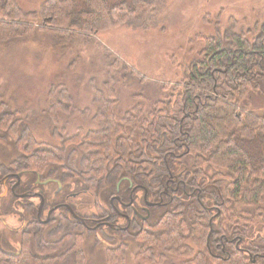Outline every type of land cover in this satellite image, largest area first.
I'll return each mask as SVG.
<instances>
[{"label": "trees", "instance_id": "trees-1", "mask_svg": "<svg viewBox=\"0 0 264 264\" xmlns=\"http://www.w3.org/2000/svg\"><path fill=\"white\" fill-rule=\"evenodd\" d=\"M109 1L46 0L26 19L16 0H0V44L35 31L56 46L65 47L73 39L88 42L101 29L149 19L164 0ZM234 25L230 21L224 31L202 36L198 57L182 65L181 80L160 83L163 92L151 104L142 92H135L119 120L112 113L117 103L114 67L103 84L107 94L90 83L96 109L90 116L99 126L70 137L84 145L86 188L105 194L119 177H127L157 199L170 174L180 176L186 188L151 208L147 227L133 235L141 242L139 257L154 261L157 251L162 258L189 256L185 264H205L208 258L216 264H264V233L256 231L264 229V115L245 109L251 93L264 95V18L246 31L237 32ZM113 58L110 67L120 66L123 74L145 82L136 70ZM43 93V112L53 123L68 121L79 108L61 80L49 83ZM0 106L5 111L0 127L24 151L39 163L56 156L42 149L27 129L19 132L13 112L6 110V103ZM90 108L84 106L82 112ZM77 248L78 257L73 248L59 258L0 254V264H56L53 261L65 262L69 256L70 264H82ZM110 252L107 264H126L124 246Z\"/></svg>", "mask_w": 264, "mask_h": 264}, {"label": "rangeland", "instance_id": "rangeland-1", "mask_svg": "<svg viewBox=\"0 0 264 264\" xmlns=\"http://www.w3.org/2000/svg\"><path fill=\"white\" fill-rule=\"evenodd\" d=\"M16 1L25 18L30 19L28 14L39 10L46 0ZM130 1L127 0V3ZM263 18L264 0H164L149 19L101 29L94 32L88 42L73 39V42L63 45L65 47L56 46L43 33L35 31L28 38L0 44V104L6 103V110L13 112L12 121L18 123L19 132L27 129L42 149L54 152L56 156H51L50 161L66 163L77 172L76 167L84 168L81 164V148L84 145L81 140H72L70 137L78 134L79 138L89 128L99 126L98 120L93 121L90 116L96 110L91 82L103 88L107 94L108 88L103 84L109 69L114 67L117 103L112 113L119 120L128 107L130 96L135 92H142L151 104L163 92L160 83L181 80L182 65L198 57V51L204 44L202 36L224 31L230 21H235V31H246ZM113 57L136 70L145 78V82L139 83L127 73L123 74L120 66L110 67L115 61ZM74 58L75 65L68 70V63ZM57 80L68 86L73 102L81 109L77 108L68 121L59 119L58 123H53L43 112V92L49 83ZM84 106L91 108L83 113ZM2 109L0 106V116L5 112ZM245 109L263 116L264 95L251 93ZM0 135L12 140L9 145H13L14 151L22 149L12 136L8 137L1 131ZM97 200L99 203L106 201L99 197ZM149 202H154V206L160 201ZM256 231L264 233V229ZM73 241L69 235L65 246L58 247L51 246L47 238H39L33 245L26 241L23 249L26 247L24 252L34 256L59 258L65 255L66 250L73 248L78 257L79 246L82 264H107L111 248L106 243L96 241L94 232H86L83 241L77 240L74 246ZM140 246L139 241L138 246L133 244L125 248L126 264H185L184 261L190 258L180 254H166L162 258L156 251L154 261H150L145 256L137 255ZM69 261L70 256L65 260L66 263L58 260L53 262L70 264ZM205 264L216 262L208 258Z\"/></svg>", "mask_w": 264, "mask_h": 264}, {"label": "flooded vegetation", "instance_id": "flooded-vegetation-1", "mask_svg": "<svg viewBox=\"0 0 264 264\" xmlns=\"http://www.w3.org/2000/svg\"><path fill=\"white\" fill-rule=\"evenodd\" d=\"M0 131L10 137L6 129ZM10 140L0 135V254L7 257L26 251V241L33 245L47 238L51 246L60 247L70 235L74 245L86 232H94L96 241L111 249L138 246L133 235L147 227L151 208L164 204V196H178L180 187L186 189L180 176L170 174L157 199L127 177H119L105 194L99 189L91 193L84 168L76 167V172L66 163H39L30 152L14 151ZM123 181L126 186L120 187ZM98 197L106 201L99 203ZM149 201L160 203L147 205Z\"/></svg>", "mask_w": 264, "mask_h": 264}, {"label": "water", "instance_id": "water-1", "mask_svg": "<svg viewBox=\"0 0 264 264\" xmlns=\"http://www.w3.org/2000/svg\"><path fill=\"white\" fill-rule=\"evenodd\" d=\"M145 194H146V191H145ZM154 202H147V205H152ZM160 203V202H159ZM158 203V204H159ZM147 215H148V211H147V214H146V216L145 217H147ZM211 232V229L209 230V233ZM0 250H2L3 251V249H2V247L0 246Z\"/></svg>", "mask_w": 264, "mask_h": 264}]
</instances>
